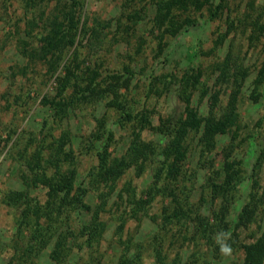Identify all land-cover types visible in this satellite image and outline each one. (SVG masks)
<instances>
[{
	"label": "rangeland",
	"instance_id": "obj_1",
	"mask_svg": "<svg viewBox=\"0 0 264 264\" xmlns=\"http://www.w3.org/2000/svg\"><path fill=\"white\" fill-rule=\"evenodd\" d=\"M155 1L78 0L79 26L85 31L79 35L75 47L62 55L54 77L47 80L45 66L30 63L23 57L21 43L25 41L33 47L37 42L44 28L43 20L51 13L54 1L0 0V264H11L17 244L16 210L7 198L11 192L24 189L21 175L31 176L32 172L28 164L33 165L39 156L47 173L54 168L45 162L52 160L62 169L74 167L85 177L97 165L95 153L89 147L90 138L97 129L96 120L111 124L113 140L108 148V158H120L126 153L132 131L137 128L134 123L112 124L117 116L112 101L125 98L131 101L134 112L149 111L153 126L166 118L175 121L184 113L183 103L176 94L175 78H180L191 68L201 72L191 97L193 108L201 118L210 114L218 118L226 111L235 87L233 79H223L218 69L227 56L232 59L228 69L230 74L237 69L247 73L238 94V128L217 135L213 149L205 154L200 153V142L190 134L187 139L190 149L181 177L166 190L163 189L165 181L161 180L158 186L160 189L162 186L165 195L159 192L143 207H136L134 202L141 197L144 199V193L152 185L147 166L140 172L134 166L128 167L115 183L108 186L93 183L86 200L95 208L101 203L100 196L105 198V207L100 213L105 229L92 251H84L77 264H120L122 258H129L130 264H157L156 250L163 256L165 264H172L176 259L180 264H241L239 244L253 241L260 235L264 227L263 197L257 203L259 208L254 221L240 229L230 242L222 240L219 234L211 235L218 245L217 250L209 248L205 239L192 228L186 240L177 226L159 230L162 212L170 207V192L174 191L179 200L187 198L192 204H198L200 197L205 198L200 208L202 215L210 210L218 211L220 200H210L206 183L210 177H217L226 155L249 170L257 155L264 153V128L257 126L264 116V100L254 103L249 97L264 53L260 49L261 41L252 44L247 41L248 27L242 25L243 28L236 22V30L228 34L229 10L210 18L209 10L216 4L214 0L209 1L214 3L211 7L206 5L197 12H173L178 21L193 20L192 25L186 24L174 35L167 29L170 22L160 25L157 21ZM237 2L229 0L230 20L235 19L236 10L243 11L244 5L237 8ZM32 21L36 22L33 28L28 26ZM74 54L83 69L89 67L99 72L124 75L126 68L133 77L120 87L116 97L104 93L103 98L80 105L63 121L54 122L50 118L51 111L41 106L40 100L43 95L53 96L54 78ZM213 96H216L215 102ZM65 134L68 139L63 143ZM248 137L254 141L253 155L249 153ZM140 139L149 142L156 141L157 137L145 129ZM35 168L33 165L32 169ZM259 177L260 183L264 184V159ZM84 182L88 184L87 177ZM31 194L45 200L42 188L32 190ZM247 201V191H244L237 196L238 204L231 206L226 220L236 218ZM23 237L24 234L18 240L22 241ZM225 248L228 251H224ZM76 251L73 247L69 257ZM32 260V264H53L48 248Z\"/></svg>",
	"mask_w": 264,
	"mask_h": 264
},
{
	"label": "trees",
	"instance_id": "obj_2",
	"mask_svg": "<svg viewBox=\"0 0 264 264\" xmlns=\"http://www.w3.org/2000/svg\"><path fill=\"white\" fill-rule=\"evenodd\" d=\"M53 1L51 13H47L43 20L44 28L37 42L33 47H30L28 42L21 43L23 57L30 63L45 66L47 80L54 77L60 67L62 55L75 47L79 35L85 31L79 26L80 3L78 0ZM209 1L156 0L157 21L160 25L170 22V28L167 29H170L171 35H174L186 24L192 25L193 20L188 18L178 21L173 12L186 13L190 10L197 12L206 5L211 7L214 4ZM214 1L216 4L209 10L211 19L219 17L223 10L230 11L229 0ZM242 4L243 11L236 10L235 19L230 20L231 11H228L227 32L230 34L236 30V22L241 27H248L247 41L250 44L261 41L260 49L264 53V0H238L236 7ZM31 24L28 26L33 28L36 22L32 21ZM76 58L77 54H74V57L63 65L62 70L55 76L53 96L43 95L40 100L41 106L51 111L50 118L54 122L63 121L70 111H74L80 105L103 98L104 93L116 97L120 87L133 77L126 68L125 77L123 74L99 72L89 67L83 69L76 62ZM231 60V57L227 56L218 68L223 79L232 78L235 83L226 111L218 118L212 114L201 118L197 110L193 108L191 97L197 89L201 72L191 68L180 78H175L176 94L184 106V113L175 121L166 118L159 120V124L153 126L149 111L134 112L131 101L125 98L112 101V107L117 111L116 120L112 124L123 126L134 123L137 129L132 131L126 153L120 158L110 160L108 148L113 140L111 124L107 125L106 121L96 120L97 129L90 138L89 147L95 153L97 165L85 174L88 178L87 185L84 182L85 177L80 175L74 167L62 169L58 162L47 160L45 163L54 168L51 173H47L40 164L39 156L33 163L36 167L34 170L33 165L28 164L32 172L31 176L23 173L21 175L24 189L11 192L7 198L8 203L16 210L14 224L17 244L10 260L11 264H32V259L39 258L41 252L47 248L49 259L53 264H77L84 251H92L105 229V224L100 218V213L105 207V198L100 196L101 203L95 208L91 207L86 200L89 187L93 183L108 186L109 183H115L128 167L134 166L140 172L147 166L151 171L152 185L144 193V199L141 197L134 202L136 207H143L151 203L156 194L163 193L162 186L161 189L158 186L161 180L165 181L163 189L166 190L181 177L190 149V144L187 142L190 134H193L194 138L200 142V153L205 154L213 149L217 135L228 134L233 128L237 129L238 94L247 73L237 69L230 74L228 69ZM249 97L254 103H257L259 99L264 100V55L252 81ZM212 100L215 102L216 96H213ZM257 126L264 128V116L257 122ZM145 129L151 130L157 140L149 142L141 140L140 134ZM64 139H68L66 134L62 136V141ZM247 139L249 153L253 155L254 141L249 137ZM263 159L262 152L257 155L248 170L242 167V163L226 155L222 170L216 178L210 177L206 183L210 200H220L218 207L221 208L216 210L217 212L210 210L204 216L200 208L205 198L200 197L198 204H192L186 200L187 198L179 200L174 191L170 192V207L164 208L162 212L159 230L177 226L186 240L192 228L195 234L199 233L205 239L209 248L213 247L215 250L218 245L212 240L211 235L219 234L222 240L227 239L230 242L232 236H237L240 229L247 228L254 221L259 208L257 203L262 197L264 198V184L260 183L259 177ZM38 188L45 190L44 201L31 194L32 190ZM244 191H247L248 201L240 208L236 218L226 220L231 206L238 204L237 196ZM23 234L22 241H19L18 237H22ZM73 247L77 251L69 257ZM238 248L242 253L241 264H264V227L258 237L253 241L239 244ZM155 259L157 264H165L163 256L157 250ZM176 261L173 260L172 264H180L179 260L176 259ZM130 263L129 258L120 260V264Z\"/></svg>",
	"mask_w": 264,
	"mask_h": 264
},
{
	"label": "clouds",
	"instance_id": "obj_3",
	"mask_svg": "<svg viewBox=\"0 0 264 264\" xmlns=\"http://www.w3.org/2000/svg\"><path fill=\"white\" fill-rule=\"evenodd\" d=\"M224 251H228V249H227V248H225V249H224Z\"/></svg>",
	"mask_w": 264,
	"mask_h": 264
}]
</instances>
